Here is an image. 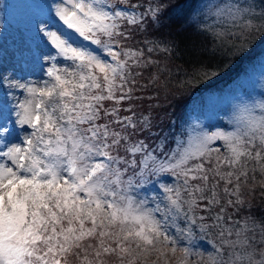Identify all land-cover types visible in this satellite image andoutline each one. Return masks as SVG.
<instances>
[{
	"label": "snow or ice",
	"instance_id": "6c2138e0",
	"mask_svg": "<svg viewBox=\"0 0 264 264\" xmlns=\"http://www.w3.org/2000/svg\"><path fill=\"white\" fill-rule=\"evenodd\" d=\"M33 7L53 63L41 85L0 76V86L26 93L10 104L6 92L0 103V264H264V214L252 211L255 193L264 201V102L260 115L239 108L232 131L193 128L170 147L154 134L153 118L136 117L132 107L139 70L157 62L124 46L133 29L159 25L168 6L42 0ZM49 13L63 31L40 19ZM209 15L256 28L252 6L232 0L191 8L182 28L207 33ZM181 43L166 39L146 51L172 53ZM58 58L70 63L57 67ZM149 83L167 87L159 68ZM163 175L182 184L158 185L161 207L140 192ZM197 232L215 233L206 259L196 251Z\"/></svg>",
	"mask_w": 264,
	"mask_h": 264
},
{
	"label": "trees",
	"instance_id": "16d2710c",
	"mask_svg": "<svg viewBox=\"0 0 264 264\" xmlns=\"http://www.w3.org/2000/svg\"><path fill=\"white\" fill-rule=\"evenodd\" d=\"M199 1L132 0L141 5L142 9L147 8L149 3H163L168 9L162 15L159 25H149L145 31L133 29L132 38L124 42L125 47L144 49L146 58L150 57L157 62L139 70L141 75L136 77L138 86L134 88L132 107L136 117L151 116L155 122L154 134L159 135L161 139L167 138L164 142L173 148L177 144V137L183 136L180 123L182 119L185 120L188 110L196 103L203 104V96L197 98L194 94L204 90L207 93H220L245 72L246 67L264 47V22L259 18L260 15L253 20L256 28L251 32L239 24L225 27L221 37H217L213 30L203 34L184 30V13L196 8ZM172 38L182 41L179 48L174 49L172 53H147V47ZM158 68L167 85L161 91H157L156 87L149 83L152 76L157 74ZM104 103L108 108L115 107L111 101ZM120 107L127 108L129 104L125 102ZM126 115L132 113L120 112V116ZM105 122L106 120L100 121ZM149 142L153 145L160 143L159 140ZM252 204V211L256 216L264 214V201L260 199L259 192L255 193ZM231 215L234 221L239 219L235 212ZM208 234L210 238H215V233ZM196 251L207 258L205 250L198 245Z\"/></svg>",
	"mask_w": 264,
	"mask_h": 264
},
{
	"label": "rangeland",
	"instance_id": "374dc122",
	"mask_svg": "<svg viewBox=\"0 0 264 264\" xmlns=\"http://www.w3.org/2000/svg\"><path fill=\"white\" fill-rule=\"evenodd\" d=\"M42 0H0V76H7L10 80L21 84L41 85L46 76L47 68L52 61L45 56L52 53L53 49L46 42L42 33L38 31L37 10L33 7ZM50 2V0H46ZM229 0H200L196 9L204 10L206 3L222 4ZM242 5H251L255 16L264 10V0H232ZM43 19L50 29H63L60 22L52 14H46ZM238 24V23H235ZM230 20L207 16L205 25L210 26L214 32H221L225 27L235 25ZM91 50L96 51L102 57L105 53L98 46L87 44ZM110 59V58H108ZM66 62L58 58L57 67L67 66ZM6 92L11 93L9 103L23 100L26 93L20 88H6L0 86V103L9 98ZM197 98H204L203 104L196 103L188 110L185 120L180 123L183 136L177 137V143H183L187 135L195 128L197 131L215 132L232 131L231 123L237 110L245 105L253 108L254 115H260L259 104L264 102V47L255 60L250 63L245 72L228 84L222 91L207 93L205 90L194 94ZM23 133H20L22 135ZM214 147H219L220 142H215ZM176 147V145L174 146ZM167 184L172 187H180L182 181L170 175H163L160 180L149 188L140 192V196L147 194L148 198L164 206L163 192L159 184ZM154 207V203L149 204ZM206 238L201 232L195 236V244L203 248L206 256L214 252L213 242L215 238Z\"/></svg>",
	"mask_w": 264,
	"mask_h": 264
}]
</instances>
